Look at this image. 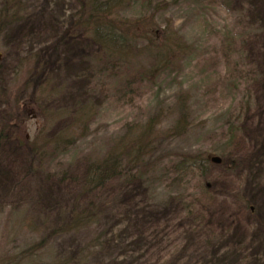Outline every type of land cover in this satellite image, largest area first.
<instances>
[{"label": "rangeland", "instance_id": "1", "mask_svg": "<svg viewBox=\"0 0 264 264\" xmlns=\"http://www.w3.org/2000/svg\"><path fill=\"white\" fill-rule=\"evenodd\" d=\"M82 1L24 0L25 17L0 31V86L13 92L17 105L0 146V263L17 245L41 237L20 227L21 217L47 235L68 209L91 198L100 206L99 222L50 238L37 260L78 252L87 256L81 264H264V0H166L159 9L139 0L119 7L121 16L154 13L161 25L171 20L189 45L175 67L152 79L138 74L151 63L140 42L132 59L103 61L75 25ZM28 56L46 63L52 77L46 105L67 113L47 134L70 125L78 102H91L94 111L85 136L30 166L26 143L42 120L35 97L20 91L35 82L19 69V59ZM1 106L0 125L6 120ZM157 113L160 137L137 175L116 177L91 197L62 177L81 173L85 159L101 157ZM182 113L187 131L168 136ZM235 136L239 141L230 143ZM187 155L207 157L209 164L175 170Z\"/></svg>", "mask_w": 264, "mask_h": 264}, {"label": "trees", "instance_id": "2", "mask_svg": "<svg viewBox=\"0 0 264 264\" xmlns=\"http://www.w3.org/2000/svg\"><path fill=\"white\" fill-rule=\"evenodd\" d=\"M135 1L139 0H83L79 7V13L76 15L75 25L81 27L91 41L98 46L103 53L104 62L122 63L133 58L132 47L136 42H140L141 50L147 54L151 63L143 73L138 74L141 77L152 79L162 71L175 67L182 57L188 54L189 45H187L174 29L172 21H166L161 25L156 21L155 14H143L136 17L121 16L119 7L128 8ZM145 3L154 1L155 9L162 7L166 0H143ZM161 4V5H160ZM24 0H1L0 2V31L12 24L20 22L26 15ZM28 56L18 61L19 69L23 72L28 71L30 81L35 80L31 89L28 88V82L20 86V91H28V95L35 97L33 103L38 110L39 117L42 120L33 137L27 140L29 157L31 162L43 163L48 156H52L59 150L65 152L72 146L78 137L85 136L89 129V122L93 118V104L91 102H78L74 110H71L70 125L61 128L59 131H53L47 134V126L58 120L64 119L66 111L55 110L47 104V94L51 92L49 86L52 77L47 74L46 63L40 60H34ZM21 67V68H20ZM26 68V69H25ZM19 69L16 72L21 74ZM31 86V85H30ZM50 91V92H49ZM15 96L8 87L0 86V104L2 113L6 120L0 125V146L9 138L10 130L13 128L12 121L16 115L17 108ZM185 104V102H184ZM19 105V104H18ZM161 114L157 113L149 117L144 123H140L134 130H129L123 134L111 145L108 150L97 158L85 159L82 165V171L72 176L67 172H62V177L69 181L73 178L77 183L78 191L81 194L91 195L107 184L111 183L116 177L129 174L137 175L145 167L146 158L154 151L156 140L160 137L159 129L156 127L161 121ZM188 118L184 113L180 114L175 126L170 129L168 134L172 136L183 135L188 128ZM159 130V131H158ZM131 131V132H130ZM236 135L234 131L231 135ZM237 136L230 138L229 142L236 144ZM183 160L177 161L174 169L177 171H188L190 169L204 170L203 167L209 164L207 157L196 155H187ZM211 161V160H210ZM208 183L200 186V191L207 194ZM194 198L184 204V208L192 207ZM100 219V206L93 199L83 202L80 205L73 206L67 210V216L64 221L54 224L47 235L43 234L39 223L31 218L21 217L17 222L19 226L27 229L32 234H40L38 241L31 244L26 243L22 248L14 247L12 254L6 256L5 264H81L86 259L83 253H73L64 256H55V258L41 262L36 259L39 255L37 251L45 247L50 238L55 235L79 231L96 225ZM18 249H21L20 251ZM10 251V252H11ZM35 260L31 262V257ZM39 261V262H38ZM3 264V263H0Z\"/></svg>", "mask_w": 264, "mask_h": 264}, {"label": "water", "instance_id": "3", "mask_svg": "<svg viewBox=\"0 0 264 264\" xmlns=\"http://www.w3.org/2000/svg\"><path fill=\"white\" fill-rule=\"evenodd\" d=\"M0 59H1V53H0ZM211 161H212V162H215V163H219V162H220V159L217 158V157H212V158H211Z\"/></svg>", "mask_w": 264, "mask_h": 264}]
</instances>
